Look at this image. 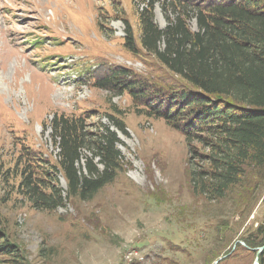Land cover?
Instances as JSON below:
<instances>
[{
  "label": "rangeland",
  "instance_id": "rangeland-1",
  "mask_svg": "<svg viewBox=\"0 0 264 264\" xmlns=\"http://www.w3.org/2000/svg\"><path fill=\"white\" fill-rule=\"evenodd\" d=\"M150 1L0 0V228L20 249L0 264L254 263L248 241L264 223V180L249 197L193 193L185 137L137 112L127 93L93 85L102 64L158 83L177 79L125 47L127 26L140 45L139 15ZM153 1L163 28L165 0ZM189 25L197 29L194 19ZM61 114L89 115L90 131L98 121L109 125V115L121 120L126 133L110 128L125 162L92 199L35 210L19 191L20 171L38 155L54 161L49 124ZM58 185L66 188L62 177Z\"/></svg>",
  "mask_w": 264,
  "mask_h": 264
},
{
  "label": "trees",
  "instance_id": "trees-1",
  "mask_svg": "<svg viewBox=\"0 0 264 264\" xmlns=\"http://www.w3.org/2000/svg\"><path fill=\"white\" fill-rule=\"evenodd\" d=\"M164 2L166 25L157 26L150 1L139 15L140 45L127 26L125 47L152 56L177 79L158 83L132 68L102 64L91 75L93 85L127 93L137 112L165 120L185 137L193 193L220 200L242 190L249 197L264 180V0ZM88 118L53 115L54 161L38 155L20 171L19 191L33 209L88 201L123 167L120 139L110 128L126 133L123 122L109 115V125L98 121L90 131ZM251 240L249 251L256 254L264 223ZM19 250L0 228V257L18 258ZM258 262L264 264V248Z\"/></svg>",
  "mask_w": 264,
  "mask_h": 264
},
{
  "label": "water",
  "instance_id": "water-1",
  "mask_svg": "<svg viewBox=\"0 0 264 264\" xmlns=\"http://www.w3.org/2000/svg\"><path fill=\"white\" fill-rule=\"evenodd\" d=\"M264 248V245L263 246H261V247H258L257 248V252H256V256H255V260H254V263L253 264H259V262H258V253L262 250ZM221 258H219V260H220ZM217 263V261H215L214 262V264H216Z\"/></svg>",
  "mask_w": 264,
  "mask_h": 264
},
{
  "label": "bare ground",
  "instance_id": "bare-ground-1",
  "mask_svg": "<svg viewBox=\"0 0 264 264\" xmlns=\"http://www.w3.org/2000/svg\"><path fill=\"white\" fill-rule=\"evenodd\" d=\"M129 261V260H128Z\"/></svg>",
  "mask_w": 264,
  "mask_h": 264
}]
</instances>
